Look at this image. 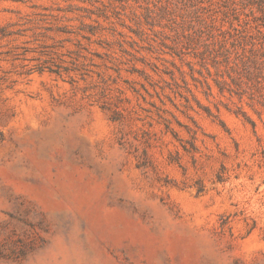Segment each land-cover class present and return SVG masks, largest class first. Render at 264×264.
Listing matches in <instances>:
<instances>
[{
  "label": "rangeland",
  "instance_id": "1",
  "mask_svg": "<svg viewBox=\"0 0 264 264\" xmlns=\"http://www.w3.org/2000/svg\"><path fill=\"white\" fill-rule=\"evenodd\" d=\"M0 264H264V0H0Z\"/></svg>",
  "mask_w": 264,
  "mask_h": 264
}]
</instances>
